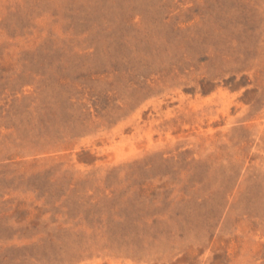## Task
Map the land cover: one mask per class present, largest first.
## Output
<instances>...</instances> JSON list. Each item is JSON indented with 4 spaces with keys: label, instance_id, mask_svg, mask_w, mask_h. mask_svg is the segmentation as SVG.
Listing matches in <instances>:
<instances>
[{
    "label": "rangeland",
    "instance_id": "374dc122",
    "mask_svg": "<svg viewBox=\"0 0 264 264\" xmlns=\"http://www.w3.org/2000/svg\"><path fill=\"white\" fill-rule=\"evenodd\" d=\"M0 264H264V0H0Z\"/></svg>",
    "mask_w": 264,
    "mask_h": 264
}]
</instances>
